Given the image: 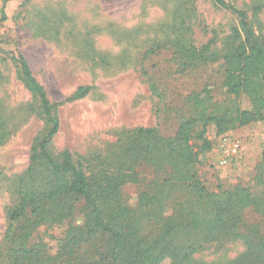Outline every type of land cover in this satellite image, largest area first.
<instances>
[{
	"label": "rangeland",
	"instance_id": "374dc122",
	"mask_svg": "<svg viewBox=\"0 0 264 264\" xmlns=\"http://www.w3.org/2000/svg\"><path fill=\"white\" fill-rule=\"evenodd\" d=\"M246 12L256 34H264V0H228ZM0 243L6 229V211L18 199L21 186L41 187V168L30 163L31 145L49 129L36 113L38 102L25 88L10 54L28 64L35 80L51 103L58 104V133L49 152L54 158L68 150L75 159L103 152L116 134L136 127H154L169 137L187 108L191 92L211 91L213 100L226 99L222 87V62L181 67L171 48L177 40L186 46L211 50L223 43L238 20L215 0H0ZM154 54H147L155 45ZM161 94L159 101L150 84ZM88 94L67 102L79 89ZM239 106L250 108L238 98ZM235 140L238 155L226 166L218 164L222 139ZM211 150L200 154L198 175L209 191L235 185L254 196L263 194L256 184L264 151V120L216 136L207 127ZM142 186L152 178L147 168L138 169ZM140 185L127 183L122 195L134 208ZM241 232L260 222L251 208L242 214ZM54 226L34 235L56 251V241L66 230ZM247 228V229H246ZM39 235V236H38ZM240 241L223 247L207 246L196 251L198 264H218L237 257ZM162 264H170L164 261Z\"/></svg>",
	"mask_w": 264,
	"mask_h": 264
},
{
	"label": "trees",
	"instance_id": "16d2710c",
	"mask_svg": "<svg viewBox=\"0 0 264 264\" xmlns=\"http://www.w3.org/2000/svg\"><path fill=\"white\" fill-rule=\"evenodd\" d=\"M238 20L223 43L186 46L175 40L171 48L181 67L222 62L226 99L213 100L211 91L191 92L174 135L154 127H136L116 134L103 152L73 156L68 150L54 158L49 145L59 130L58 104L51 103L25 60L10 54L25 88L38 102L36 113L48 131L31 145L32 162L41 168V187L21 186L17 202L6 213L0 243V264H198L193 254L207 246L223 247L240 241L244 250L218 264H264V151L256 184L263 194L252 195L238 184L209 191L200 180V154L211 150L207 127L222 136L264 120V34H256L245 11L228 0H215ZM5 16L1 13L0 21ZM155 45L147 54H154ZM151 92L161 101L154 84ZM89 88L66 101L85 97ZM244 96L250 108L239 106ZM152 178L140 185L138 169ZM139 184L134 208L127 205L122 187ZM251 208L260 222L241 232L242 214ZM67 226L56 251L33 235L40 229ZM39 236V235H38ZM208 264V263H206ZM212 264V263H209Z\"/></svg>",
	"mask_w": 264,
	"mask_h": 264
},
{
	"label": "built area",
	"instance_id": "2783aa9c",
	"mask_svg": "<svg viewBox=\"0 0 264 264\" xmlns=\"http://www.w3.org/2000/svg\"><path fill=\"white\" fill-rule=\"evenodd\" d=\"M221 155L219 157L218 164L226 166L232 159H234L239 152L240 146L235 140H230L229 138L222 139Z\"/></svg>",
	"mask_w": 264,
	"mask_h": 264
}]
</instances>
